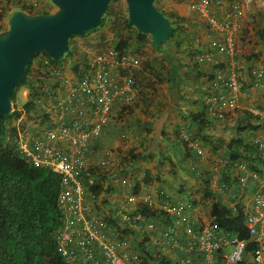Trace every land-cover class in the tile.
<instances>
[{
    "label": "crops",
    "instance_id": "0c3cea01",
    "mask_svg": "<svg viewBox=\"0 0 264 264\" xmlns=\"http://www.w3.org/2000/svg\"><path fill=\"white\" fill-rule=\"evenodd\" d=\"M37 1L41 7L50 9L48 0ZM192 1L162 0V8L156 7L177 28L171 44L162 49L155 48L149 37L137 42L135 29L123 27L124 31L119 32L108 27L109 30L104 28L90 35L128 38L131 45L126 53L140 62L134 72L140 97L133 104L113 106L109 124L93 144L88 158L89 169L107 161L103 183L110 190L99 195L97 205H101L98 213L112 222L118 213L130 209L125 202V192L116 184L120 178L128 179L140 195L154 199V206L163 200L170 203L193 200L191 216L200 223L210 221L211 199L204 195L207 185L214 193V200L229 206L240 203L249 210L252 208L251 194L259 189L257 182L249 181L244 195L239 198V186L234 187L232 181L237 182L240 172L235 168L227 172L224 167L227 144L233 138L239 139L241 145H251L255 138L264 141V77L257 80L252 73L264 71V0H226L227 4H238L241 12L239 19L229 17L232 23L240 24L234 35L233 55L211 46L213 41L225 43L230 32L211 28L204 18L190 10ZM14 10L17 9L12 8ZM217 12L219 19L227 13L223 14L221 9ZM8 15L3 16L1 23ZM111 16H118L116 8ZM117 41L118 38L111 39L114 44ZM64 63L58 68L72 85L77 82L76 62ZM112 74L115 76L116 72ZM232 74H236L239 82L237 107L224 108L222 116L206 115L208 124L199 129L193 116L206 108L210 97L226 92L215 84ZM42 89L44 95L41 97L40 90L35 101L36 108L39 109V103L43 110L38 113L36 109L32 118L20 121V129L24 126L21 130L24 129L29 139L42 133L43 127L38 128L37 123L43 121L37 116L46 113L44 105L47 110L51 105V86L45 84ZM29 95V89L20 90L17 109L27 102ZM238 126L243 128L235 132ZM192 142L197 144V149L190 147ZM130 153L136 155V159H131ZM223 174L230 177L225 190L218 186ZM160 193L163 196L159 197Z\"/></svg>",
    "mask_w": 264,
    "mask_h": 264
},
{
    "label": "built area",
    "instance_id": "2783aa9c",
    "mask_svg": "<svg viewBox=\"0 0 264 264\" xmlns=\"http://www.w3.org/2000/svg\"><path fill=\"white\" fill-rule=\"evenodd\" d=\"M22 1L34 8L40 6L37 0ZM8 2L10 0H0V8ZM218 9L223 14L227 12L222 19H219ZM190 10L204 18L211 28L230 32L225 43L213 41L211 46L233 55L234 35L240 24L232 23L229 17H241L239 5L227 4L226 0H193ZM139 65L137 58L113 46L87 59L85 64L81 63L78 75L75 74L77 82L72 85L59 68L49 67L51 105L48 110L44 105L46 113L38 116V120L43 122L37 123L38 128L43 127L42 133L26 138L19 128V122L26 116L22 113L14 125L15 135L8 133L5 136V143L14 145L32 166L51 170L61 178L62 191L58 202L63 224L56 235V243L63 263L143 264L142 250L143 254L152 253L154 258L165 255L170 260H174V253L179 252V264H264V141L261 138H255L253 143L263 174L248 171L243 163L235 167L240 172L237 180L239 198L244 195L249 181L259 184V189L251 194V210H242L248 241L224 232L211 221H196L191 216L194 208L186 202L163 200L154 206V199L140 195L139 191L134 193L135 186L125 178L116 180V184L125 192V202L130 209L118 213L113 222L106 221L98 213L101 205H97V198L88 197L90 184L85 186L86 179L82 174L89 169L92 146L109 123L113 106L130 105L140 97V86L134 78V70ZM252 73L257 80L264 77L263 70ZM215 85L226 92L210 97L208 110L212 116H222L224 108L237 107L238 77L232 74L227 79L216 81ZM190 147L197 149V144L192 142ZM106 166L107 161H101L99 167ZM158 196H163V193ZM141 205L157 215L150 219L142 212ZM158 215L166 219L158 218ZM125 230H128L126 234ZM250 242L255 244L251 251L247 249Z\"/></svg>",
    "mask_w": 264,
    "mask_h": 264
},
{
    "label": "trees",
    "instance_id": "16d2710c",
    "mask_svg": "<svg viewBox=\"0 0 264 264\" xmlns=\"http://www.w3.org/2000/svg\"><path fill=\"white\" fill-rule=\"evenodd\" d=\"M11 5L13 9L21 10L28 14H45L50 12L48 8L41 6L34 8L22 0H10L8 4L0 8V21L5 14L10 15L13 12L12 8H10ZM112 10L109 5L107 12L101 19L99 27L105 24L106 17L111 15ZM162 14L164 15V13ZM113 20H115L116 24L120 22L118 16ZM121 23L124 24L125 29H133L128 23L127 17ZM171 25L173 26L171 40H173L177 28L173 22H171ZM2 30L3 28L0 25V31ZM96 30L87 31L83 36ZM135 34L137 42H142L147 37V35L136 31ZM74 37L77 36H73L69 40V52L58 60H52L44 54H37L33 57L26 67L23 81L19 85L27 84L30 90L27 102L23 104L20 110L13 106L12 112L9 115L0 118V264H64L62 257L57 253L56 243V235L63 224L62 211L58 202L60 192L62 191L61 178L51 170L32 166L22 158L14 145L6 144L4 139L8 133L13 136L15 135V127L12 124L22 113H25L27 118H32L35 115L36 95L45 84L49 86L45 82V79L40 77L42 74L40 69L47 72L49 67H60L65 57L73 54L70 45ZM130 45L128 38L118 36V41L114 44V47L120 52H126V49ZM35 61L38 62L36 72L33 69ZM79 66L75 65L74 73L77 75L79 73ZM33 72L34 74H32ZM31 78H34V80H31ZM15 94L16 90L11 98L12 103L15 100ZM39 94L43 96L44 92ZM208 108L209 106L206 105V108L201 113L193 116V119L198 121L199 129H203L208 124L205 120L206 115L212 116ZM242 128L238 126L235 128V132ZM226 153L225 171L229 172L235 168L237 163H243L248 171L263 174L262 169L259 168L260 161L253 142L251 145H241L240 140L235 137L227 144ZM129 155L131 159H136L137 157L133 153ZM104 171L105 168L94 167L82 174L84 179L87 177L86 183H84L85 186L90 184L87 190L88 197L91 196L98 199L101 193L109 192V186L107 189L103 183L106 176V172ZM89 175H92V177L94 175V177L89 179ZM229 178V174H223L218 180V186L225 190ZM232 185L235 187L237 182L233 180ZM237 190L238 188H236ZM136 192V187H134V193ZM204 195L206 198L211 199L209 204L210 221L224 232L235 234L239 239L248 241L249 235L243 222V206L238 203L232 207L222 203L220 200H214V193H211L208 185L204 190ZM186 204L194 207L195 202L190 200ZM231 204L233 203L231 202ZM140 208L150 219H153L151 217L157 215L155 212H151L145 205H141ZM233 209L236 211H233ZM157 217L166 219L163 215H158ZM106 221L110 222L109 220ZM126 231L128 230L124 231L125 234ZM254 247L255 244L250 242L247 249L251 251ZM139 250L140 247L137 251ZM140 252L144 261L143 264H152L151 262L179 264V252L174 253V260H170L165 255H158L154 258L150 252H144V254L142 250ZM166 261L168 262L166 263Z\"/></svg>",
    "mask_w": 264,
    "mask_h": 264
},
{
    "label": "water",
    "instance_id": "95a60500",
    "mask_svg": "<svg viewBox=\"0 0 264 264\" xmlns=\"http://www.w3.org/2000/svg\"><path fill=\"white\" fill-rule=\"evenodd\" d=\"M116 0H49L55 8L45 14L14 10L0 31V118L12 111L11 98L37 54L58 60L69 52V40L99 28L111 2ZM128 23L148 35L157 49L171 44L173 26L156 8V0H124ZM1 137V129H0Z\"/></svg>",
    "mask_w": 264,
    "mask_h": 264
},
{
    "label": "rangeland",
    "instance_id": "374dc122",
    "mask_svg": "<svg viewBox=\"0 0 264 264\" xmlns=\"http://www.w3.org/2000/svg\"><path fill=\"white\" fill-rule=\"evenodd\" d=\"M161 2H162V0H156L154 5L157 8L161 9L162 8ZM173 3H174V0H173ZM110 6L112 9L116 8L118 18L120 19V22L118 20L119 24H116L115 20H113L114 18L110 15V16L106 17V22H105L104 26L97 28L96 31H93V32L87 34L86 36L74 37L71 40V45H70V49H71V52L73 54L65 57V59L63 61V62H65L64 64H66V63L71 64L72 61H74V63L76 62L77 65H80L81 63L83 64L87 59L92 58L96 54H99L104 49L114 46V42H111V39H113L114 37L118 38V36H105L104 35V36H102V38H100L101 36L100 37L99 36H90L91 34H93V33L95 34V32H97L99 30H103L104 28H105V30L106 29L109 30V28L111 30V28H112V30H115V31H119V32L124 31L122 29L124 27V24L121 23V21L127 17V5H126L125 1L124 0H116V1L111 2ZM54 10H55V8L51 5L49 11L52 12ZM1 26H2L3 30H5L7 28V19L2 22ZM147 37H149V36L147 35ZM108 40H109V42H107ZM37 64H38V62L35 61L34 65H33L34 72H36L38 69ZM70 64H69V67L71 66ZM34 72L32 74H34ZM40 72H42L40 77L44 78L45 82L50 83L51 78H50L48 72H46L45 70H41V69H40ZM43 72H44V74H43ZM31 80H34V78H31ZM26 88L28 89L27 84L21 85V86L16 88L15 100L12 103V107L13 106H14V108L19 107L17 102H18V96H19L20 90L26 89ZM40 90H43V89H40ZM41 93H43V92L41 91ZM41 97H42V94H41ZM20 109H21V106H20ZM36 109L38 110V113H40V111H39L40 109H38V108H36ZM26 118L27 117L25 116L23 118V120H25ZM21 124H22V122H20L19 128L21 127ZM108 124L109 123H107V125ZM106 126H105V128H106ZM23 127L24 126H22V128Z\"/></svg>",
    "mask_w": 264,
    "mask_h": 264
},
{
    "label": "clouds",
    "instance_id": "9594fccd",
    "mask_svg": "<svg viewBox=\"0 0 264 264\" xmlns=\"http://www.w3.org/2000/svg\"><path fill=\"white\" fill-rule=\"evenodd\" d=\"M12 109V108H11ZM12 112V111H11Z\"/></svg>",
    "mask_w": 264,
    "mask_h": 264
}]
</instances>
